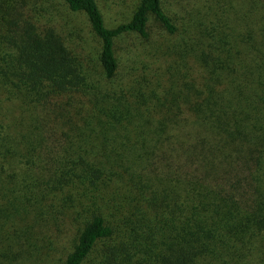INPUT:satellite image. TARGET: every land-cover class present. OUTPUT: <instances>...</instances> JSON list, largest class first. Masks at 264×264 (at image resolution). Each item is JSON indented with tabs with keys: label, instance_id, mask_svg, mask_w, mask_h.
Segmentation results:
<instances>
[{
	"label": "trees",
	"instance_id": "16d2710c",
	"mask_svg": "<svg viewBox=\"0 0 264 264\" xmlns=\"http://www.w3.org/2000/svg\"><path fill=\"white\" fill-rule=\"evenodd\" d=\"M127 15L0 0V261L64 222L61 264H264V0Z\"/></svg>",
	"mask_w": 264,
	"mask_h": 264
},
{
	"label": "rangeland",
	"instance_id": "374dc122",
	"mask_svg": "<svg viewBox=\"0 0 264 264\" xmlns=\"http://www.w3.org/2000/svg\"><path fill=\"white\" fill-rule=\"evenodd\" d=\"M17 1V0H16ZM104 17L105 25L109 28L124 22L128 18V9L135 0H97ZM167 12L176 20L181 18L183 5L189 0H161ZM179 39H167V45L177 43ZM158 44L140 42L134 37H121L118 42V61L121 76L129 66H148L152 64L153 52ZM136 59H135V58ZM7 212L12 213L9 204ZM13 215V214H10ZM77 224L68 226L66 223L58 222L57 230L47 232L44 239L38 240L36 246L29 247L25 254L16 257L12 251L8 253L6 260L0 264H61L65 256L71 250L75 242V230ZM6 256V257H7Z\"/></svg>",
	"mask_w": 264,
	"mask_h": 264
}]
</instances>
